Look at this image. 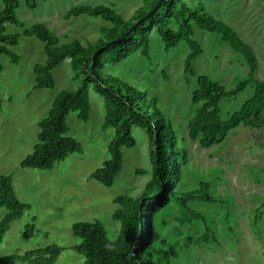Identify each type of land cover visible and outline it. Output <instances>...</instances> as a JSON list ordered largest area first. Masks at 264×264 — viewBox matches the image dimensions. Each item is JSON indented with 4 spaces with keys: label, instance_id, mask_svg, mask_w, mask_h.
Listing matches in <instances>:
<instances>
[{
    "label": "rangeland",
    "instance_id": "374dc122",
    "mask_svg": "<svg viewBox=\"0 0 264 264\" xmlns=\"http://www.w3.org/2000/svg\"><path fill=\"white\" fill-rule=\"evenodd\" d=\"M20 0L18 19L25 28L42 23L63 44L75 40L83 44L96 42L103 27L111 24L100 18L68 17L77 6L114 5L129 20L144 6L143 0ZM203 3L206 11L239 32L255 50L260 63L256 74L264 81V0H190ZM4 4L0 0V9ZM23 28L7 24V33H22ZM194 34L203 53L194 62L195 76L185 70L191 53L185 43L166 51L156 30L151 32L150 58L141 51L119 64L109 65L105 72L121 78L149 98L158 100L172 121L180 145L189 155L179 193L210 184L216 203L190 201V208L204 216L190 221L178 202L164 208L156 218L160 247L174 249L178 257L172 264H264V128L239 126L227 139L210 148L190 136V123L199 104L193 100L200 75H208L228 89L248 78L244 58L220 37L195 26ZM12 51L21 60L14 64L1 56L0 71V176L11 175L18 198L31 205L22 219L12 223L0 246L1 256L24 255L27 252L58 245L62 252L55 264H86L74 247L81 239L74 235V225L101 222L111 240L118 238L121 224L114 219L120 208V196L138 198L153 177L152 142L148 133L133 127L134 148H122L123 168L111 187L92 179V175L111 159L110 145L115 139L113 128L103 130L106 119L104 98L90 87V119L84 123L78 113L67 117L70 135L82 146L52 170L23 168L22 162L38 144L39 123L48 116L57 96L74 91L81 79H74L71 59L53 72L55 87L36 90L34 68L47 63L45 45L36 37L22 35ZM254 93L249 87L237 97L222 102V117L239 110ZM144 171L139 173L138 171ZM0 209V221L8 214ZM34 233L27 235L28 227ZM158 246V248H160ZM16 264H27L18 262Z\"/></svg>",
    "mask_w": 264,
    "mask_h": 264
},
{
    "label": "trees",
    "instance_id": "16d2710c",
    "mask_svg": "<svg viewBox=\"0 0 264 264\" xmlns=\"http://www.w3.org/2000/svg\"><path fill=\"white\" fill-rule=\"evenodd\" d=\"M1 1L4 8L0 9V57L8 56L14 64H19L21 58L12 48L20 44L22 35L36 37L45 45L48 56L46 64L34 68L36 90L55 87L53 72L66 59H71L74 79L82 80L78 89L63 91L57 96L48 116L39 123V142L33 153L22 162L23 168L52 170L56 163L82 152L81 143L70 135L67 117L71 113H78L80 121H89L92 85L104 98L106 119L103 130L113 128L116 132L110 145L111 159L92 175V179L106 187L114 184L123 168L122 148H134L137 144L133 136L134 126L145 130L152 142V179L138 198L120 196L115 200L120 207L114 213V219L121 224L118 238L111 240L101 222L77 223L73 232L81 239V243L74 247L75 251L85 257L86 264H172V259L178 257V253L174 249L160 247L156 233L158 214L171 203L178 202L184 216L190 221L203 219L202 214L190 208L189 202L201 200L213 204L216 200L210 194L211 186L207 182L201 183L199 190L178 192L185 167L189 164V155L180 145L172 121L161 109L157 99L149 98L138 88L128 86L118 76L106 73L105 69L109 65L124 62L139 51L150 58L151 32L154 29L162 38L166 51L183 43L189 46L191 53L186 58L185 70L187 74L195 76L194 62L203 53L195 38V26L219 36L222 42L244 58L249 73L246 80L232 89L208 75L198 77L193 100L199 107L189 126L190 136L193 140L198 139L203 147L210 148L223 143L229 133L241 125L256 130L264 128V81L256 77L260 63L254 48L232 26L208 13L203 3L196 4L190 0H166L148 20L121 41L116 40L147 16L159 0H143L144 6L137 9L129 20L119 14L114 5L74 7L68 17L83 15L100 18L111 24V27L102 28L96 42L86 45L79 40L63 44L42 23L25 28L17 17L20 0ZM28 4L36 7L34 0H28ZM7 24L24 30L22 33L9 34ZM1 70L3 66L0 62ZM249 87L254 88L253 95L239 110L224 119L222 102L237 97ZM2 208L9 212L0 221V246L12 223L22 219L31 209L30 204L18 198L11 175L0 176ZM32 233L34 227H28L26 234ZM61 252L60 246L51 245L19 256L0 255V264H55Z\"/></svg>",
    "mask_w": 264,
    "mask_h": 264
},
{
    "label": "water",
    "instance_id": "95a60500",
    "mask_svg": "<svg viewBox=\"0 0 264 264\" xmlns=\"http://www.w3.org/2000/svg\"><path fill=\"white\" fill-rule=\"evenodd\" d=\"M166 0H159L156 7L147 15L145 16L144 18H142L141 20H139L135 26H133L129 31H127L123 36H121L120 38H118L116 41H121L123 40L124 38H126L127 36H129V34L139 25H141L142 23H144L146 20H148L152 14H154L158 9L159 7L163 4V2H165Z\"/></svg>",
    "mask_w": 264,
    "mask_h": 264
},
{
    "label": "crops",
    "instance_id": "0c3cea01",
    "mask_svg": "<svg viewBox=\"0 0 264 264\" xmlns=\"http://www.w3.org/2000/svg\"><path fill=\"white\" fill-rule=\"evenodd\" d=\"M0 107H2V106H0Z\"/></svg>",
    "mask_w": 264,
    "mask_h": 264
}]
</instances>
